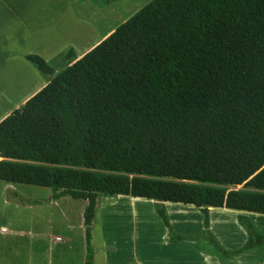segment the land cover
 <instances>
[{
  "label": "trees",
  "instance_id": "trees-1",
  "mask_svg": "<svg viewBox=\"0 0 264 264\" xmlns=\"http://www.w3.org/2000/svg\"><path fill=\"white\" fill-rule=\"evenodd\" d=\"M0 155L87 201L84 264L101 194L264 214V0L150 1L0 121Z\"/></svg>",
  "mask_w": 264,
  "mask_h": 264
},
{
  "label": "crops",
  "instance_id": "crops-1",
  "mask_svg": "<svg viewBox=\"0 0 264 264\" xmlns=\"http://www.w3.org/2000/svg\"><path fill=\"white\" fill-rule=\"evenodd\" d=\"M120 1L108 3V6ZM105 2L0 0V121L114 31L99 35L105 26ZM70 50L74 51V61L67 57ZM29 54L41 55L56 72L53 75L43 73L27 58ZM148 202L171 208L180 206L179 202L155 199ZM163 210L168 219L162 234L167 249L155 257L136 251L112 259L107 257L104 264H264V246L241 250L252 233L264 235L263 213L209 206L205 218L192 221L196 228L177 229L175 220H170L171 211ZM211 238L219 243L222 251ZM94 255L96 264L98 254ZM84 261L82 257V264Z\"/></svg>",
  "mask_w": 264,
  "mask_h": 264
},
{
  "label": "rangeland",
  "instance_id": "rangeland-1",
  "mask_svg": "<svg viewBox=\"0 0 264 264\" xmlns=\"http://www.w3.org/2000/svg\"><path fill=\"white\" fill-rule=\"evenodd\" d=\"M146 2L122 0L113 6L105 2V26L99 35L115 30ZM7 159L0 155V161ZM61 191L0 179V264H82L87 252L83 218L87 201L69 195L58 198ZM144 199L99 196L91 241L94 254H98L96 264L133 251L155 257L167 249L162 238L166 223L160 210L171 211L170 220H175L177 229L196 228L192 221L206 216L190 204L171 208Z\"/></svg>",
  "mask_w": 264,
  "mask_h": 264
},
{
  "label": "bare ground",
  "instance_id": "bare-ground-1",
  "mask_svg": "<svg viewBox=\"0 0 264 264\" xmlns=\"http://www.w3.org/2000/svg\"><path fill=\"white\" fill-rule=\"evenodd\" d=\"M133 207V206H132Z\"/></svg>",
  "mask_w": 264,
  "mask_h": 264
}]
</instances>
